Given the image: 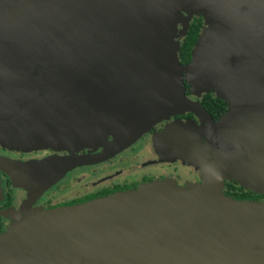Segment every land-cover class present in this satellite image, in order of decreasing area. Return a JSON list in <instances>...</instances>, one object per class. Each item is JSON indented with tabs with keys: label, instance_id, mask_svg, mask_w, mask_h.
Returning <instances> with one entry per match:
<instances>
[{
	"label": "water",
	"instance_id": "1",
	"mask_svg": "<svg viewBox=\"0 0 264 264\" xmlns=\"http://www.w3.org/2000/svg\"><path fill=\"white\" fill-rule=\"evenodd\" d=\"M193 14L204 26L183 65L174 37ZM182 78L227 103L219 122ZM184 112L214 147L193 134L175 155L202 183L34 209L0 233V264H264V200L222 191L228 177L264 194V0H0L1 144L74 151L112 133L104 158Z\"/></svg>",
	"mask_w": 264,
	"mask_h": 264
},
{
	"label": "flooded vegetation",
	"instance_id": "2",
	"mask_svg": "<svg viewBox=\"0 0 264 264\" xmlns=\"http://www.w3.org/2000/svg\"><path fill=\"white\" fill-rule=\"evenodd\" d=\"M185 87L186 96L198 101L215 124L219 122L227 111V103L222 104L212 90L197 96L187 83ZM207 130V122L195 113L176 114L154 124L138 139L104 158H99L103 152L119 146L118 142L115 144L118 137L112 133L74 151L44 147L21 149L0 143V157L5 160L2 164L5 168H0V233L9 222L7 218L22 210L81 204L155 180H171L180 186L202 183L201 170L175 155L181 150V142L189 144L194 134L199 136L206 155L212 158L214 147H208ZM86 155L90 162L68 161ZM45 183L48 186L41 189ZM223 192L235 199L233 194L247 196L241 200H250L258 194L227 178ZM262 199L264 196L259 198Z\"/></svg>",
	"mask_w": 264,
	"mask_h": 264
},
{
	"label": "trees",
	"instance_id": "3",
	"mask_svg": "<svg viewBox=\"0 0 264 264\" xmlns=\"http://www.w3.org/2000/svg\"><path fill=\"white\" fill-rule=\"evenodd\" d=\"M203 26V19L202 17H193L190 24H189V28L187 30L186 36L183 38V40L180 42V49L178 52V56L180 59L181 64L185 63L187 64L190 59H191V50L193 48L194 43L196 42L201 28ZM208 97V96H206ZM220 102L222 104H226V102L223 99H220ZM234 197H236V199H242L247 197L246 195H239V194H233ZM261 196L264 195H259V194H255V196L250 197V199L253 200H259V198Z\"/></svg>",
	"mask_w": 264,
	"mask_h": 264
},
{
	"label": "rangeland",
	"instance_id": "4",
	"mask_svg": "<svg viewBox=\"0 0 264 264\" xmlns=\"http://www.w3.org/2000/svg\"><path fill=\"white\" fill-rule=\"evenodd\" d=\"M164 7H167V5H165ZM182 8L184 9V10H186V6H182ZM186 11H184V13H185ZM195 16H197V17H202V15L200 14V15H198V14H193V17H195ZM192 17V18H193ZM202 19H203V17H202ZM192 20V19H191ZM191 20H190V22H191ZM182 26H183V24L181 23V22H179L178 23V25H177V36H175L174 37V41H177V40H181V38L179 37V33H180V30H181V28H182ZM203 26H204V19H203ZM203 26H202V28H203ZM202 28H201V30H202ZM203 44V42H201L200 44H199V46H201ZM186 83H187V85H189V87L191 88V84H190V82H189V80H187L186 78H182V85L184 86V89L186 88L185 87V85H186ZM191 91L195 94V95H197V96H200L203 92H205V91H201L200 92V94H198L197 92H194L193 90H192V88H191ZM119 142V141H118ZM115 144H117V142L115 143ZM203 179H204V176H203ZM226 179V178H225ZM227 179H230V178H228L227 177ZM194 184V183H193ZM224 190V183H223V187H222V191ZM262 200H264V199H262ZM261 200V201H262ZM34 209H39V208H32V209H29L28 211H21V212H19V213H16L14 216H11V217H9V218H7V220H9V222H8V224L6 225V227H3V232H1V233H5V232H7V231H9L13 226H17V225H19L20 224V222L22 221V219L21 218H23V217H25V215L26 214H29L32 210H34Z\"/></svg>",
	"mask_w": 264,
	"mask_h": 264
}]
</instances>
